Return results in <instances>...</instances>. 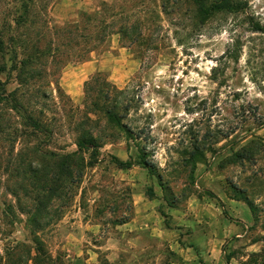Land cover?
<instances>
[{"label":"rangeland","instance_id":"rangeland-1","mask_svg":"<svg viewBox=\"0 0 264 264\" xmlns=\"http://www.w3.org/2000/svg\"><path fill=\"white\" fill-rule=\"evenodd\" d=\"M99 1L53 0L49 24ZM243 1L204 16L194 0H117L142 34L127 43L114 33L67 60L50 76L65 99L41 82L54 133L38 145L47 159L11 144L18 120L4 111L0 264H264V0ZM11 9L0 0V25ZM98 74L124 91L126 126L102 118V146L79 152L73 121H87L84 82ZM73 153L77 167L56 156ZM39 179L55 192L33 195Z\"/></svg>","mask_w":264,"mask_h":264},{"label":"trees","instance_id":"trees-1","mask_svg":"<svg viewBox=\"0 0 264 264\" xmlns=\"http://www.w3.org/2000/svg\"><path fill=\"white\" fill-rule=\"evenodd\" d=\"M52 1L12 0L10 16L0 25V74L4 73L7 79H12L16 84L8 90L5 84L9 83V80L5 82L0 79V139L6 140L4 136L9 135L5 126L4 111L13 112L18 121L12 133L13 138L10 137L9 140L13 145L17 141L20 142L22 148L23 145H32L29 159H47L42 151H38V145L54 136L47 118L50 108L44 101L48 98L47 90L41 82L53 76L54 72L72 57L84 59L86 54L96 47L107 43L110 35L114 33L119 34L121 42L127 43H135L142 34L140 19L135 18L134 12L119 13L117 0H101L94 10L78 11V20L62 26H51L47 18V9ZM194 2L199 13L204 16L222 10L236 12L246 5L243 0H194ZM163 6L165 8V5ZM47 81L49 86L51 83L54 84L60 99L66 98L57 78L52 77ZM123 93V90L117 89L99 74L91 76L84 82L83 106L87 121H73L74 143L79 152L91 147V151L95 153L102 146L104 127L101 128L99 125L102 118L105 119L107 126H126L121 123L118 115L124 104L120 99ZM127 129L131 131L129 127ZM22 148L14 158L16 159L14 161H17L15 165L17 172L22 171L25 159L20 152ZM56 156L58 159L71 161L75 167L80 162L78 153ZM5 158L7 157H3L0 152V169L4 162L7 164L11 162L10 158H7L8 160ZM114 158L120 165H129L127 161ZM6 170L4 167L1 171ZM33 172L36 173L35 170ZM35 182L32 190L33 195L37 194V198L41 197L42 193L55 192V188L42 185L45 180L39 179ZM37 204L40 205L41 201L38 200ZM35 216L34 213L32 220ZM34 249L39 251L38 247Z\"/></svg>","mask_w":264,"mask_h":264}]
</instances>
